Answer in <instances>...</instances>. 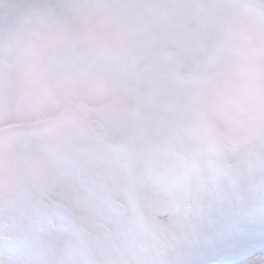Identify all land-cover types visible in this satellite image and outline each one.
I'll use <instances>...</instances> for the list:
<instances>
[{
  "label": "snow or ice",
  "instance_id": "snow-or-ice-1",
  "mask_svg": "<svg viewBox=\"0 0 264 264\" xmlns=\"http://www.w3.org/2000/svg\"><path fill=\"white\" fill-rule=\"evenodd\" d=\"M25 6L68 10L44 45L65 60L122 39L109 0ZM153 7L188 77L135 114L79 90L72 150L0 192V264H264V0Z\"/></svg>",
  "mask_w": 264,
  "mask_h": 264
},
{
  "label": "flooded vegetation",
  "instance_id": "flooded-vegetation-1",
  "mask_svg": "<svg viewBox=\"0 0 264 264\" xmlns=\"http://www.w3.org/2000/svg\"><path fill=\"white\" fill-rule=\"evenodd\" d=\"M18 12H26L32 16L35 46L32 51L15 57H0V131L13 129L0 135V183L2 178L8 177L5 183L0 184V192L10 189L25 165L32 170L36 167L35 156L45 153L47 140H51V146L57 148L64 135L78 133L76 124L68 118L69 115L62 119L59 117L64 113L70 114L74 96L79 88L84 87V82L89 83L93 77L84 73L81 81L79 71L84 72L89 65L83 66L76 59L69 61L65 69L63 63L66 60L61 54L45 50L44 45L55 38L51 34L56 32L57 24L53 26L46 19L43 10L31 9L25 5L17 9H6L0 17V26L9 16ZM169 49L172 47L167 41L162 42L158 51H170ZM107 52L104 49L100 53L101 57H106ZM122 54V51H117L116 57L123 59ZM94 58L95 54L92 61ZM138 61L142 62L143 59L138 58ZM100 64L106 65L103 58H100ZM160 73L161 70H157L156 82L148 98L153 97L163 86L159 83ZM65 82L70 90L66 95ZM146 95V90L140 91L138 86L134 102L137 99L138 103L148 99L145 98ZM119 108L132 114V108L128 109L123 103Z\"/></svg>",
  "mask_w": 264,
  "mask_h": 264
},
{
  "label": "rangeland",
  "instance_id": "rangeland-1",
  "mask_svg": "<svg viewBox=\"0 0 264 264\" xmlns=\"http://www.w3.org/2000/svg\"><path fill=\"white\" fill-rule=\"evenodd\" d=\"M77 0H0V17L6 9H17L24 5H71L76 3ZM115 6V12L121 20L122 25V39L107 48V51L117 52L122 51L123 59H113L109 56L101 57L100 53L95 54V58L86 67L85 71H79L80 80L84 73L92 75V80L88 83L84 82V87L79 90L88 88L92 90H110L122 94V103L128 106L131 110L134 102L136 90L139 86L140 91L150 89V77L147 73L146 65L148 60L158 52L162 42L168 41V35L164 31L154 29L153 25L156 23L162 10L154 5L164 3H175L178 0H109ZM11 7V8H10ZM31 9H41L46 15V19L54 24H57L56 32L51 36L56 37L63 26L68 23L69 15L68 10L61 8L58 11L50 10L46 7H32ZM140 19V20H139ZM85 24H91L89 17H82ZM145 24H142L141 22ZM153 36V39H152ZM49 41V39H48ZM176 54L175 49H169ZM177 55V54H176ZM168 57V56H165ZM178 57V56H177ZM100 58H103L106 65L100 64ZM138 58L143 61L139 62ZM160 58L154 65L152 71V82L155 84V76L157 70H161L160 81L162 84L161 90L155 93L151 98H163L173 87L175 82H178L174 76V61L173 59ZM125 59V60H124ZM179 59V58H178ZM179 63L180 61L177 60ZM68 60L64 61L63 68L68 67ZM181 64V70L185 74H189L190 66ZM66 77V75H65ZM68 83H64V94H68ZM131 113V112H130ZM78 133H71L64 135L61 145L57 148L51 146V140L46 141L45 153L35 156L36 167L32 170L28 165L20 171L16 182L10 186L11 190L23 189L27 187L34 176L44 179L49 174V163L54 156L65 154L72 150Z\"/></svg>",
  "mask_w": 264,
  "mask_h": 264
},
{
  "label": "water",
  "instance_id": "water-1",
  "mask_svg": "<svg viewBox=\"0 0 264 264\" xmlns=\"http://www.w3.org/2000/svg\"><path fill=\"white\" fill-rule=\"evenodd\" d=\"M34 22L32 17L25 13L19 12L12 14L8 19L0 26V57H15L21 53L29 52L34 49ZM108 55L112 58L116 57L115 52H109ZM168 56L174 60V75L175 77L182 81L188 77L189 74H185L181 70V64L177 61V56L172 52L159 51L152 56L147 65V72L151 80V74L153 65L161 57ZM92 55L86 58H79V61L87 65L90 63ZM138 101L136 100L133 106V113H136ZM69 115L65 113L60 116V119ZM13 129H7L0 132V135L8 133ZM8 177L2 178L0 184L5 183Z\"/></svg>",
  "mask_w": 264,
  "mask_h": 264
}]
</instances>
